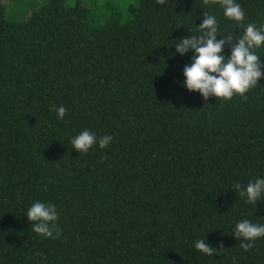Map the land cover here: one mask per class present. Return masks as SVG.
I'll use <instances>...</instances> for the list:
<instances>
[{"label":"trees","instance_id":"obj_1","mask_svg":"<svg viewBox=\"0 0 264 264\" xmlns=\"http://www.w3.org/2000/svg\"><path fill=\"white\" fill-rule=\"evenodd\" d=\"M236 2L264 24V0ZM204 11L242 33L203 0H45L24 21L0 1V264H264V237L245 252L233 236L264 225V195L234 188L264 178V78L246 99L183 86L193 51L174 46ZM84 129L113 139L79 153ZM37 201L56 206L57 239L32 231Z\"/></svg>","mask_w":264,"mask_h":264},{"label":"clouds","instance_id":"obj_2","mask_svg":"<svg viewBox=\"0 0 264 264\" xmlns=\"http://www.w3.org/2000/svg\"><path fill=\"white\" fill-rule=\"evenodd\" d=\"M156 2L164 5L166 0H156ZM203 3L219 4L223 8L224 17L235 21L243 31L239 35L235 33L218 35L219 25L216 17L204 11L202 23L196 27L201 34L180 38L176 40L174 46L175 53L181 56L193 51L190 62L183 67V86L189 92H199L204 100L210 97L231 100L234 95L246 99L245 93L254 89L258 80L264 78V72L261 71L264 65L260 62V56L254 51L264 45V24L259 28L252 22L244 24L245 12L236 0H203ZM218 36L223 38L217 40ZM225 45L231 50L227 58L223 55ZM53 110L58 119H64L67 111L64 106L58 108L53 106ZM112 139L111 135L97 139L95 133L84 129L73 137L70 143L79 153H87L94 144H98L100 149L107 148ZM234 188L241 197H246V203L256 205L264 195V178H255L243 189L240 184H236ZM26 217L32 222V231L36 234L52 239H57L61 235V230L56 224L58 213L54 204L34 202L28 208ZM233 236L242 241L241 249L248 252L254 247V242L258 238L264 237V225L253 223L248 219L241 220L236 223ZM194 248L207 256L224 251L222 244L212 247L204 238L196 240Z\"/></svg>","mask_w":264,"mask_h":264},{"label":"rangeland","instance_id":"obj_3","mask_svg":"<svg viewBox=\"0 0 264 264\" xmlns=\"http://www.w3.org/2000/svg\"><path fill=\"white\" fill-rule=\"evenodd\" d=\"M7 5V10L15 20L24 21L29 16L32 8L44 3L45 0H0ZM14 6V7H13Z\"/></svg>","mask_w":264,"mask_h":264}]
</instances>
